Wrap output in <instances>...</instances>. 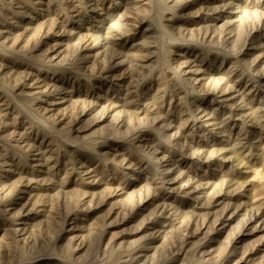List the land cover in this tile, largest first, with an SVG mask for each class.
Wrapping results in <instances>:
<instances>
[{"label":"rangeland","instance_id":"rangeland-1","mask_svg":"<svg viewBox=\"0 0 264 264\" xmlns=\"http://www.w3.org/2000/svg\"><path fill=\"white\" fill-rule=\"evenodd\" d=\"M0 264H264V0H0Z\"/></svg>","mask_w":264,"mask_h":264},{"label":"bare ground","instance_id":"bare-ground-1","mask_svg":"<svg viewBox=\"0 0 264 264\" xmlns=\"http://www.w3.org/2000/svg\"><path fill=\"white\" fill-rule=\"evenodd\" d=\"M169 10V9H168ZM160 30V29H159Z\"/></svg>","mask_w":264,"mask_h":264}]
</instances>
